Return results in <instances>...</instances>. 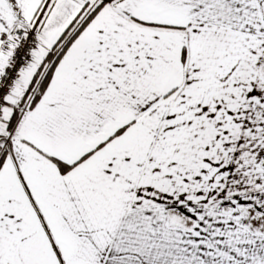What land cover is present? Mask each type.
<instances>
[{"label": "snow or ice", "instance_id": "snow-or-ice-1", "mask_svg": "<svg viewBox=\"0 0 264 264\" xmlns=\"http://www.w3.org/2000/svg\"><path fill=\"white\" fill-rule=\"evenodd\" d=\"M0 264H264V0H0Z\"/></svg>", "mask_w": 264, "mask_h": 264}]
</instances>
